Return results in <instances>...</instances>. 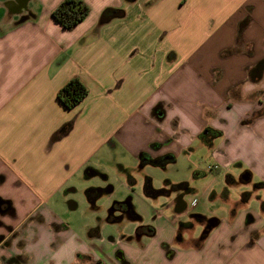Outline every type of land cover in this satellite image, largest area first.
<instances>
[{
  "label": "crops",
  "instance_id": "obj_1",
  "mask_svg": "<svg viewBox=\"0 0 264 264\" xmlns=\"http://www.w3.org/2000/svg\"><path fill=\"white\" fill-rule=\"evenodd\" d=\"M62 1L0 0V264H42L27 250L38 231L61 229L51 217L57 198L83 169L87 177L106 171L113 151L131 187L138 181L120 153L140 168H166L206 149L207 170L191 168L193 178L212 173L210 181L220 165L235 164L249 181L252 161L264 162V69L254 71L264 60V0H149L137 14V0H84L90 12L72 30L52 15ZM107 7L124 17L100 25ZM74 77L89 93L68 109L57 94ZM258 221L243 247L264 238ZM238 225L219 223L201 250L226 228L231 242L241 238ZM7 226L18 232L11 249L2 243ZM113 247L96 245L95 256L116 264ZM238 257L264 264V251Z\"/></svg>",
  "mask_w": 264,
  "mask_h": 264
},
{
  "label": "rangeland",
  "instance_id": "obj_2",
  "mask_svg": "<svg viewBox=\"0 0 264 264\" xmlns=\"http://www.w3.org/2000/svg\"><path fill=\"white\" fill-rule=\"evenodd\" d=\"M147 1L149 0H137L130 4V7L134 8L137 14L138 11H143ZM219 75H217L218 78ZM245 127L248 128L249 125ZM205 150L191 151L181 157L177 163L169 164L166 168L152 164L140 168L139 161L137 162L131 155L120 153V162L138 181L134 189L128 183L127 174L118 168L114 151L110 161L103 166L106 171L94 167L100 174L87 177L83 169L67 184L68 191L57 198V205L53 207L54 215L51 217L55 219L57 225L61 226V229L55 232H50L48 229L43 233L38 231V242L30 244L27 251L31 252L32 261H41L42 264H82L83 259L76 256L77 252H81L83 256L92 255L96 245L102 247L112 244L115 246L112 251L119 246L125 248L134 264H163L166 258L160 247L162 241H172L167 244V247L174 254L177 253L167 264H239L240 254L249 258L257 257L264 251L262 244L264 238L254 247L243 246L245 239L248 238L245 234L249 225L256 223L257 220L260 223L264 222V206L262 205L264 204V184L259 183L264 180V162L260 166L255 164V161H252L255 166L246 163L255 173L254 178L251 177L249 181L242 178L247 170L239 164L232 165L229 169L220 165L221 168L217 173H221L222 176H217L215 180L208 179L210 176L214 177L210 172L204 177L193 178L191 168L193 164L197 163L202 171H206L211 164V158L207 156ZM147 176L153 178V185L157 189L162 187L164 180H184L192 181L188 182L192 188L195 183L198 191L195 192L193 188L194 192L186 194L188 208L182 214H175L173 210L175 202L170 203L168 196L151 198L145 194L144 181ZM108 186H112L113 190L105 192L93 207L88 201L87 189L90 187L104 189ZM208 186L209 191L206 194L205 187ZM129 196L132 197L135 211L141 219L132 220L124 217L116 223L108 222L112 204L116 201H124ZM194 198L198 204L192 207L191 201ZM70 199L78 203L77 209L70 210L68 204ZM157 213L160 214L159 217H156ZM198 215L206 219L217 217L221 223H239L238 228L242 227L244 230L241 233L242 237L231 242L228 234L234 230L226 228L218 231L209 246L201 250L207 245L211 234L206 240L199 241L202 225L198 222ZM140 224L156 227V237L143 235L138 239L136 229ZM176 231H180L181 236L186 239L184 244L176 243V239L173 240ZM95 232L98 234H94ZM259 233L254 231L252 236L256 237ZM122 235L126 237L132 235L133 238L128 242H119ZM40 245L41 250L38 248ZM110 257L116 258L115 255ZM105 263L112 264L106 261Z\"/></svg>",
  "mask_w": 264,
  "mask_h": 264
},
{
  "label": "flooded vegetation",
  "instance_id": "obj_3",
  "mask_svg": "<svg viewBox=\"0 0 264 264\" xmlns=\"http://www.w3.org/2000/svg\"><path fill=\"white\" fill-rule=\"evenodd\" d=\"M134 189L135 184L131 183ZM147 189L146 195L151 197V198H158L160 196H168L170 198V203L175 202V205L173 207L174 213L175 214H182L185 210H182L183 206H186L187 202L185 200V196L188 193L194 192L193 188L189 186L188 183H180V184H173L171 182L165 181L162 184V187L159 189L155 188L153 185V182L151 179H148L145 181V185ZM108 191H112V186H108L106 188H99V187H90L86 191V195L88 197L89 203L95 207L96 201L105 193ZM69 203V208L70 210H75L78 207V203L74 199H70L68 201ZM171 206V205H170ZM74 208V209H73ZM159 213L156 214V217H159ZM124 217H128L129 219L132 220H140L141 217L136 213L134 204L132 202V197H128L124 201H116L112 204L109 210V215H108V222L110 223H116L121 221ZM198 222L202 225V235L200 237V242L204 241L207 239V237L212 233V231L216 227L212 228L211 230L209 229L210 226V220L214 217H208L207 219L204 218L202 215H198ZM217 218V217H216ZM219 220V218H217ZM219 223L221 221L219 220ZM8 230H11V227L7 226ZM12 231V230H11ZM94 234H98L95 232ZM18 235V232L12 231L10 232L6 237L3 238V246L6 248H11L13 239L16 238ZM143 235H146L148 237H156L157 235V229L154 226L151 225H139V227L136 229V237L140 239ZM133 238V236L126 237V235H122L119 239V242L121 241H129ZM176 239V243L184 244L186 240L184 237L181 236L180 231H176L173 240ZM172 242V241H171ZM171 242H166L162 241L160 244V247L164 253V256L166 258L165 262L163 264H167V262H170L176 254L173 253L172 250H169L167 247L168 243ZM21 244H23L21 242ZM173 244V243H172ZM175 249V248H174ZM195 249V248H194ZM197 250V249H195ZM177 251V250H176ZM95 250L93 249L92 255H86L83 256L81 252H77L76 256L80 257L83 259L82 264H106L102 259L96 258L95 257ZM79 255V256H78ZM113 255L116 256L115 262L116 264H134L129 256L127 255V252L125 248L123 247H118ZM20 258V257H19Z\"/></svg>",
  "mask_w": 264,
  "mask_h": 264
},
{
  "label": "trees",
  "instance_id": "obj_4",
  "mask_svg": "<svg viewBox=\"0 0 264 264\" xmlns=\"http://www.w3.org/2000/svg\"><path fill=\"white\" fill-rule=\"evenodd\" d=\"M132 2L135 0H126ZM90 12V6L84 0H63L53 11L52 15L54 19L61 24V26L67 30L74 29ZM125 11L120 8L107 7L105 8L99 17V24L104 25L112 20L123 18ZM264 69V60L258 63V67L254 69ZM254 71L252 72L255 78ZM257 77V76H256ZM253 78V79H254ZM88 88L78 78H71L64 86L58 91L57 97L59 101L68 109L75 108L80 104L88 95ZM144 162H158L153 161L151 158H143Z\"/></svg>",
  "mask_w": 264,
  "mask_h": 264
},
{
  "label": "water",
  "instance_id": "obj_5",
  "mask_svg": "<svg viewBox=\"0 0 264 264\" xmlns=\"http://www.w3.org/2000/svg\"><path fill=\"white\" fill-rule=\"evenodd\" d=\"M186 208V206H183L182 210H184ZM219 224V220L214 217L210 220V226L209 229L211 230L212 228L216 227Z\"/></svg>",
  "mask_w": 264,
  "mask_h": 264
},
{
  "label": "built area",
  "instance_id": "obj_6",
  "mask_svg": "<svg viewBox=\"0 0 264 264\" xmlns=\"http://www.w3.org/2000/svg\"><path fill=\"white\" fill-rule=\"evenodd\" d=\"M211 169V167H209Z\"/></svg>",
  "mask_w": 264,
  "mask_h": 264
}]
</instances>
